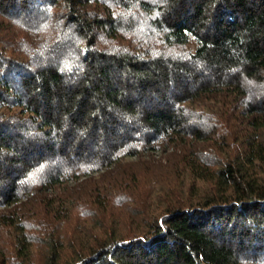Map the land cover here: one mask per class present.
<instances>
[{
	"label": "trees",
	"instance_id": "obj_1",
	"mask_svg": "<svg viewBox=\"0 0 264 264\" xmlns=\"http://www.w3.org/2000/svg\"><path fill=\"white\" fill-rule=\"evenodd\" d=\"M0 264H264V0H0Z\"/></svg>",
	"mask_w": 264,
	"mask_h": 264
},
{
	"label": "rangeland",
	"instance_id": "obj_2",
	"mask_svg": "<svg viewBox=\"0 0 264 264\" xmlns=\"http://www.w3.org/2000/svg\"><path fill=\"white\" fill-rule=\"evenodd\" d=\"M171 150V149H170ZM170 150H164V149H156L154 150L153 152H149V151H146L143 153L144 155V158L145 159H153L154 162H158L160 160H162L164 158V156L166 155V153ZM139 157L137 156H129L127 157L125 160L127 161H136L138 160ZM187 185H189V183H187ZM186 185V186H187ZM204 188V186L202 188H200V191ZM164 191L162 189V187L158 186L157 188H155L152 196L149 198V207H150V210L152 213H155L157 212L160 207L163 205V201L160 199V195L163 194ZM98 228V226H96V229Z\"/></svg>",
	"mask_w": 264,
	"mask_h": 264
}]
</instances>
